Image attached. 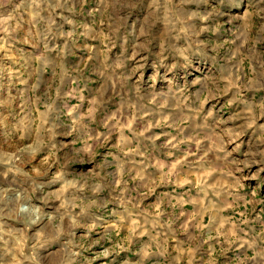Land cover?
Segmentation results:
<instances>
[{"label":"clouds","instance_id":"obj_1","mask_svg":"<svg viewBox=\"0 0 264 264\" xmlns=\"http://www.w3.org/2000/svg\"><path fill=\"white\" fill-rule=\"evenodd\" d=\"M0 264H264V0H0Z\"/></svg>","mask_w":264,"mask_h":264}]
</instances>
